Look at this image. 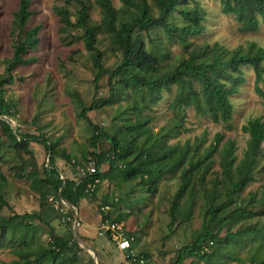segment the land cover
I'll use <instances>...</instances> for the list:
<instances>
[{
  "label": "rangeland",
  "instance_id": "374dc122",
  "mask_svg": "<svg viewBox=\"0 0 264 264\" xmlns=\"http://www.w3.org/2000/svg\"><path fill=\"white\" fill-rule=\"evenodd\" d=\"M86 1L90 7L91 24L98 28V48L104 54L100 80L97 83L95 81L98 71L83 38L68 46L70 36L60 31L62 25L55 7L65 6L64 1L32 0L34 16L27 30L36 26H41L42 30L37 50L31 51L27 57L36 58L37 62L18 66L14 72L18 80L5 88L6 98L14 105L15 117L8 119L12 127L22 134L43 135L47 138L57 147L59 157L55 162L63 178L74 180L79 176L72 165L73 161L84 164L93 154L106 153L111 148L107 140L94 143L92 128L79 118V114L97 97L109 99V80L123 56L122 52L115 50L111 36L102 26V13L96 0ZM112 1L122 20L128 21L135 16L134 11L126 9L119 0ZM148 2L154 16L158 17L155 0ZM196 5H200L205 12L206 32L190 39L189 49L170 42L160 29L153 30L151 40L141 33L135 35L136 46L144 43L148 51L158 56L162 72L177 65L180 59L187 58L192 50L206 45L220 43L234 50L247 49L250 43L255 42L264 48V27L257 33L244 34L240 32L241 25L234 16L222 14L220 0H180V9H193ZM18 6L19 0H0V78L7 73L17 48L19 31L15 29L14 20ZM68 7L73 20H76L79 7L75 4ZM174 22L183 24L178 13ZM72 34L83 36V32L78 30ZM243 71L247 83L238 95L231 97L234 115L228 124H217L209 114L202 116L194 107L172 109L170 105L177 87H172L170 91L164 90L162 99L156 103H152L153 97L144 89L120 87L113 106H101L99 110L88 114L95 125L109 135L117 136L122 146H139L144 150V155L161 152L167 146L183 147L189 143L192 151L186 167L191 162L202 160L201 155L215 144L218 133L225 134L212 162L207 161L194 172V191L190 195L185 194L181 200V208L173 225L171 211L181 188V169L158 176L156 186L150 190L141 179L129 182L118 172L111 174L110 165L105 162L101 170L102 174L108 173V176L100 182L97 194L87 195L77 209L63 206L58 209L55 206L56 193L52 190L48 206L42 210L40 196L32 191L31 182L33 169H37L40 177H43V171L49 165L47 150L36 143H32L26 151L18 150L2 136L0 129L3 140L0 151V195L8 203V206L0 205V223L15 214L33 212L40 213L45 220V224L33 220L37 225L34 230L27 229L21 221L5 224V233L0 231V264L21 261V254H28L29 259L37 260L38 264H96V261L98 264H132L104 234L106 221L103 218L107 215L112 220L122 217L119 223L124 226L128 236L134 238L137 254L148 256V264H264V144L254 172L255 181L212 224L208 214L213 204L223 205L227 201V182L220 165L221 149L227 142L234 143V156L238 164L243 159L249 140V135L242 131L243 126L249 120L264 117V99L254 91V71L251 67L243 68ZM261 87L264 90V84ZM195 88L199 91V85L196 84ZM139 121H148L144 127L148 134L125 131L126 126L136 125ZM118 165L123 167L124 162ZM191 202L194 204L192 215L185 221ZM82 206L90 219H84L83 214H80ZM237 207L246 208L251 214L225 220ZM85 220L92 226L86 227ZM32 222L29 220L25 223ZM82 227L91 231V234ZM207 227L217 239H226L249 227L258 230L255 234L248 232L239 241L214 243L208 261L190 257L180 263V253L204 235ZM93 228H96L95 231ZM53 236L63 238L70 247L57 262L43 256L44 251L52 246ZM85 245L94 251L97 258ZM74 253L78 257L76 262L72 260Z\"/></svg>",
  "mask_w": 264,
  "mask_h": 264
},
{
  "label": "trees",
  "instance_id": "16d2710c",
  "mask_svg": "<svg viewBox=\"0 0 264 264\" xmlns=\"http://www.w3.org/2000/svg\"><path fill=\"white\" fill-rule=\"evenodd\" d=\"M63 1L65 6L55 7V13L62 25L60 31L64 35L70 36L71 40L68 41V46L81 41L83 38L85 48L91 54L93 65L98 71L95 78L97 83L103 71L104 54L98 48V28L91 24L90 7L86 0ZM119 1L126 9L134 11L135 16L124 21L121 19L119 11L114 7L112 0H96L102 13V26L105 32L111 36L115 50H119L123 55L121 64L112 73L109 80V99L101 100L97 97L90 106L84 107L79 114V118L92 128L94 143L107 140L111 146L106 153L92 155L97 160V172L81 180L78 173H76L78 179L75 180L62 178L63 173L55 162L56 158L59 157L57 147L43 135L22 134L15 131L8 120L15 117V111L13 103L6 98L5 88L12 86L18 80L14 73L18 66L37 62L36 58L27 57L31 51L37 50L41 41L40 32L42 30L41 26L27 30L28 23L34 16L31 10L32 0H19L18 10L15 14L14 26L19 31V38L7 73L0 78V129L2 136L14 144L18 150L26 151L32 143L39 144L47 150L49 165L44 169L43 177H40L37 169H33L31 182L32 191L40 196V208L42 210L48 206L52 190L56 193V200L66 201L71 209H77L87 195L97 194L100 182L108 176V173H101L102 165L107 161L110 165L111 174L118 172L129 182L141 179L143 184L149 186L150 190L156 186L158 176L181 169V188L175 196L171 211L173 225L181 208V200L185 194L190 195L194 191V172L202 168L207 161L212 162L211 159L219 152L225 134L218 133L215 144L201 155L202 160L191 162L190 166L186 167L185 164L192 151L189 143L183 147L178 145L167 146L161 152H150L144 155L142 152L144 150L139 146H122L117 136L109 135L104 129L95 125L88 114L99 110L101 106H113L118 99L117 93L120 87L123 89H144L153 97L152 103L162 99L161 94L164 90L170 91L172 87H177V93L170 105L172 109L194 107L197 113L202 116L209 114L215 123L228 124L234 115L231 97L238 95L241 88L247 83L243 68L251 67L253 69L255 74L254 91L264 99V90L261 87L264 84V48L259 47L255 42L250 43L247 49L238 48L234 50H229L220 43L206 45L192 50L187 58L180 59L177 65L162 72L158 56L148 51L144 43L136 46L135 35L141 33L151 40L150 34L153 30L160 29L170 42L179 43L189 49L191 46L189 40L206 32L203 8L196 5L193 9H180V0H155L159 11V16L156 17L148 0ZM220 3L222 14L234 16L241 25V33H257L261 27H264V0H220ZM72 4L79 7L76 20H73V15L68 7ZM177 13L183 20L182 25L174 22ZM76 30L82 31L83 36L73 35L72 32ZM196 84L199 85V91L195 88ZM96 92H99V86L96 87ZM147 122L139 121L136 125H128L125 131L138 135L140 133L148 134V131L144 129ZM242 131L249 135V140L243 159L238 164H236V157L234 156V143L227 142L221 149L222 160L220 165L227 182V201L223 205L213 204L209 209V222L211 224L228 206L235 203V199L249 184L255 181L254 172L261 159L262 145L264 144V117L249 120L243 126ZM2 136H0V151L3 147ZM131 157L134 158L131 159ZM119 162H124V166L119 167ZM72 165L76 168L78 162L73 161ZM262 170L264 172V167ZM90 186L95 187L93 192L89 189ZM0 205L8 206L2 195H0ZM193 205V202L189 204L185 221L190 219ZM247 214L251 213L246 208L237 207L225 220ZM29 220L31 222L36 220L45 224L44 217L38 212L25 215L15 214L12 218L5 219L0 223V231L5 233V224L16 221H21L29 230L36 229L37 225L33 222L25 223ZM103 220L120 224L122 217L112 220L107 215L104 216ZM257 230L255 227H249L244 231L229 235L226 239H217L213 231L207 227L204 235H201L192 245L185 247L180 253V263L190 257L208 261L211 259L209 254L214 243H222L227 240L239 241L243 235L248 232L255 234ZM261 230L263 229L259 231ZM129 238L133 240L134 248V238ZM51 242L52 246L44 251L43 256L48 260L57 262L70 250L69 243L63 238L55 236ZM210 243L213 245L210 246ZM206 246L210 247L209 252H202ZM139 256L148 264L147 255ZM21 258H23L21 261L6 264H38L37 260L29 259L28 254H21ZM72 260L73 262L78 260L76 253H74Z\"/></svg>",
  "mask_w": 264,
  "mask_h": 264
},
{
  "label": "built area",
  "instance_id": "2783aa9c",
  "mask_svg": "<svg viewBox=\"0 0 264 264\" xmlns=\"http://www.w3.org/2000/svg\"><path fill=\"white\" fill-rule=\"evenodd\" d=\"M107 163H109L107 161ZM76 171L80 177V180L87 177L90 174H95L97 172V160L90 157L84 164L76 165ZM102 173V170H101ZM63 178V176H62ZM89 189L93 192L95 187L90 186ZM56 208L61 206L65 208H70V205L64 200L55 201ZM104 234L108 235L111 241L116 245L118 250L125 255V258L133 264H146V260L137 254L132 248V240L127 237V232L122 224L118 223H107L103 226ZM213 244L210 243V246ZM210 247H204L202 252H209Z\"/></svg>",
  "mask_w": 264,
  "mask_h": 264
},
{
  "label": "crops",
  "instance_id": "0c3cea01",
  "mask_svg": "<svg viewBox=\"0 0 264 264\" xmlns=\"http://www.w3.org/2000/svg\"><path fill=\"white\" fill-rule=\"evenodd\" d=\"M81 209V212H80V214L82 215L83 214V216H84V219H86L87 217H88V219H90L89 218V216L88 215H86L85 213H86V211L84 212L83 211V206L80 208ZM84 225L87 227L88 225H90V227L92 226V224H89V222L88 221H86L85 220V223H84ZM82 228H84V227H82ZM96 229V228H95ZM95 229L93 228L92 230H94L95 231ZM83 230H85V232H87L88 234H91V231H86L87 229L86 228H84ZM93 232V231H92Z\"/></svg>",
  "mask_w": 264,
  "mask_h": 264
},
{
  "label": "water",
  "instance_id": "95a60500",
  "mask_svg": "<svg viewBox=\"0 0 264 264\" xmlns=\"http://www.w3.org/2000/svg\"><path fill=\"white\" fill-rule=\"evenodd\" d=\"M77 223L79 224V221H77ZM85 247H86V249H88L94 255L95 258H97V256L94 253V251L90 250V248L88 246H86V245H85ZM96 264H98L97 261H96Z\"/></svg>",
  "mask_w": 264,
  "mask_h": 264
},
{
  "label": "clouds",
  "instance_id": "9594fccd",
  "mask_svg": "<svg viewBox=\"0 0 264 264\" xmlns=\"http://www.w3.org/2000/svg\"><path fill=\"white\" fill-rule=\"evenodd\" d=\"M71 208V207H70ZM108 222H106V224H107ZM109 223H112V222H109ZM128 236V235H127ZM129 238V237H128ZM129 239H131V238H129ZM111 240V239H110ZM132 240V239H131ZM114 244V243H113ZM115 245V244H114ZM116 246V245H115ZM132 248H133V240H132ZM118 249V248H117ZM133 250H134V248H133ZM135 251V250H134ZM136 252V251H135ZM137 253V252H136ZM133 264V263H132Z\"/></svg>",
  "mask_w": 264,
  "mask_h": 264
}]
</instances>
